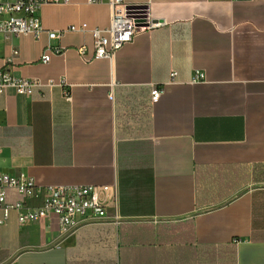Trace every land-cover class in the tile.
Wrapping results in <instances>:
<instances>
[{
  "label": "crops",
  "instance_id": "crops-1",
  "mask_svg": "<svg viewBox=\"0 0 264 264\" xmlns=\"http://www.w3.org/2000/svg\"><path fill=\"white\" fill-rule=\"evenodd\" d=\"M121 1L159 24L112 61L80 58V46L93 52L91 32L52 39L63 51L48 63L45 36L0 34V68L12 58L15 77L59 83L0 93V173L112 184L117 195L106 218L74 228L51 217L20 224L12 212L0 264H264V180L252 178L264 167V0ZM109 2L37 15L48 30L103 28ZM9 219L15 232L2 242Z\"/></svg>",
  "mask_w": 264,
  "mask_h": 264
},
{
  "label": "built area",
  "instance_id": "built-area-1",
  "mask_svg": "<svg viewBox=\"0 0 264 264\" xmlns=\"http://www.w3.org/2000/svg\"><path fill=\"white\" fill-rule=\"evenodd\" d=\"M96 3L100 0H86ZM69 0H0V34L3 36L31 34L36 40L43 36L47 38L40 55V62L48 63L52 55L62 54L63 49L50 44L52 39H59L68 32H91L93 36V52L88 55L84 46L77 48V53L84 62L104 58L109 61L115 52L142 30L158 26L144 6H131L121 0H110L109 24L103 28H89L86 23L70 24L56 30H48L41 25L37 15L38 9L47 4H67ZM16 51L13 50V53ZM4 62L0 68V93L7 88L17 94L30 95L35 89L52 87L59 83L53 79L45 81L38 77H15ZM176 72L170 73L173 80ZM197 74L192 80L201 78ZM162 89L152 86L150 100L156 101ZM15 192L17 198L9 201L7 190ZM29 200H38L37 204H29ZM117 203L116 188L112 184L102 185H60L40 186L24 173L8 175L0 173V225L4 224L12 212L20 224L51 217L60 228H74L78 224L99 220L107 217L110 209H115Z\"/></svg>",
  "mask_w": 264,
  "mask_h": 264
},
{
  "label": "rangeland",
  "instance_id": "rangeland-1",
  "mask_svg": "<svg viewBox=\"0 0 264 264\" xmlns=\"http://www.w3.org/2000/svg\"><path fill=\"white\" fill-rule=\"evenodd\" d=\"M16 225L12 219L8 220L7 224L2 227V242L9 241L15 232Z\"/></svg>",
  "mask_w": 264,
  "mask_h": 264
},
{
  "label": "trees",
  "instance_id": "trees-1",
  "mask_svg": "<svg viewBox=\"0 0 264 264\" xmlns=\"http://www.w3.org/2000/svg\"><path fill=\"white\" fill-rule=\"evenodd\" d=\"M252 178L254 180H264V167L254 169Z\"/></svg>",
  "mask_w": 264,
  "mask_h": 264
},
{
  "label": "water",
  "instance_id": "water-1",
  "mask_svg": "<svg viewBox=\"0 0 264 264\" xmlns=\"http://www.w3.org/2000/svg\"><path fill=\"white\" fill-rule=\"evenodd\" d=\"M128 7H131V5H129Z\"/></svg>",
  "mask_w": 264,
  "mask_h": 264
}]
</instances>
